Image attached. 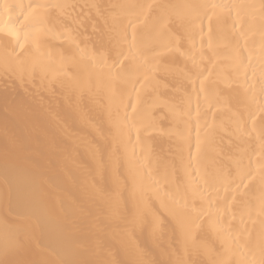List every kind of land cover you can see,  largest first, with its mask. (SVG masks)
<instances>
[{"label": "bare ground", "instance_id": "1", "mask_svg": "<svg viewBox=\"0 0 264 264\" xmlns=\"http://www.w3.org/2000/svg\"><path fill=\"white\" fill-rule=\"evenodd\" d=\"M262 5L0 0V264H261Z\"/></svg>", "mask_w": 264, "mask_h": 264}, {"label": "snow or ice", "instance_id": "2", "mask_svg": "<svg viewBox=\"0 0 264 264\" xmlns=\"http://www.w3.org/2000/svg\"><path fill=\"white\" fill-rule=\"evenodd\" d=\"M214 7H228L227 5H219V6H214ZM262 11H264V5H262ZM119 55H123V52L119 53ZM238 59L240 61V63L242 64V53H238ZM264 90V89H262ZM261 264H264V260L261 261Z\"/></svg>", "mask_w": 264, "mask_h": 264}]
</instances>
